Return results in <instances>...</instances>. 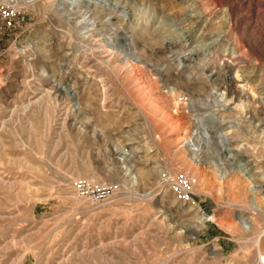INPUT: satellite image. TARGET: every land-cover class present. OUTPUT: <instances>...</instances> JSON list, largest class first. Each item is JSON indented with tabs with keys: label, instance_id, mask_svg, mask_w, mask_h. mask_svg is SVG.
<instances>
[{
	"label": "rangeland",
	"instance_id": "374dc122",
	"mask_svg": "<svg viewBox=\"0 0 264 264\" xmlns=\"http://www.w3.org/2000/svg\"><path fill=\"white\" fill-rule=\"evenodd\" d=\"M72 1L0 0V264H264V0H95L134 72ZM197 118L211 164L180 141Z\"/></svg>",
	"mask_w": 264,
	"mask_h": 264
},
{
	"label": "bare ground",
	"instance_id": "6f19581e",
	"mask_svg": "<svg viewBox=\"0 0 264 264\" xmlns=\"http://www.w3.org/2000/svg\"><path fill=\"white\" fill-rule=\"evenodd\" d=\"M75 5L80 6L82 4L86 5L84 8L82 9H78V11L76 10L75 13L76 15L75 16H80V18L84 21V25L81 26L78 31V34L81 36V38L84 40H86L87 42L89 43H93L91 48L93 50H97L99 52H102L103 54H108L110 55V58L112 56V58H118L120 60V63H126L127 67L130 68V71L132 69V71L134 72V69L138 70L139 68H144V67H147L148 69L150 68V66H148L145 61H143V59L139 56V54L131 47V44L130 42L128 41H125L126 44H125V47L123 48L124 50H121L120 47H117L115 44H114V40H110V39H107V38H104L105 37V33L103 28H102V21L100 20H97L95 18H92L90 16V13L92 12L91 10V5L94 4L96 1L95 0H77V1H72ZM79 8V7H78ZM108 22V21H107ZM118 31L114 32V34H118L117 33ZM123 34V33H122ZM110 35H113L110 34ZM118 35H121V33H119ZM109 36V34H108ZM101 37L103 38V40L101 41ZM100 38V39H99ZM241 49V48H240ZM101 50V51H100ZM95 52V51H94ZM242 54V53H241ZM100 55V53H99ZM123 56V57H122ZM105 57V56H104ZM103 57V58H104ZM107 57V55H106ZM105 57V58H106ZM111 58V59H112ZM239 59V58H238ZM110 60V59H109ZM108 60V62H110ZM113 60V59H112ZM105 61V60H104ZM122 61V62H121ZM179 62V61H178ZM103 64V63H102ZM182 63H178V67L181 65ZM144 66V67H142ZM141 70V69H139ZM161 68H159V70H157V73L159 75H161ZM132 72V73H133ZM136 72V71H135ZM156 73V72H155ZM162 77V76H161ZM160 78V77H159ZM165 79V78H164ZM106 84V82H105ZM107 90V89H106ZM176 91V90H175ZM175 93V92H174ZM180 94V93H179ZM182 95V94H181ZM180 97V96H179ZM215 97V96H214ZM105 100V99H104ZM216 106L219 107V103H217L216 101ZM214 106V107H216ZM197 117V116H195ZM213 117H216V115H213ZM200 119L197 118L196 120V124L198 127L193 130L194 131V137L192 138V136H182L181 138V143L183 144V147H185V151H187L190 155H191V161H193L197 166L199 164H211V163H208L207 160H204V157L201 155L203 153V148H201V141H202V134H201V127L203 125H201ZM177 127V126H176ZM176 132V131H175ZM180 139V138H179ZM179 141V142H180ZM227 146V145H226ZM237 150V149H236ZM125 153H128V150L127 152L125 151ZM126 155V154H124ZM122 156V160H123V163H126V161H128V159H126L125 157H123V154H121ZM245 164V163H244ZM209 166V165H208ZM245 166H247V163L245 164ZM126 171V170H125ZM128 171V170H127ZM126 171V172H127ZM223 171V170H222ZM251 171V170H250ZM263 172V171H262ZM261 172V173H262ZM250 173V172H249ZM230 170L229 171H224V173H222L220 179L221 181L227 179L228 176H230ZM241 175V174H240ZM254 174H251V176H253ZM250 176V177H251ZM224 182V181H223ZM181 187V186H180ZM192 186H190V189H191ZM189 189V190H190ZM249 192L251 193V196L252 198H254V200L252 201V207L254 209L257 208V206L259 205L257 202H256V198H257V190L255 189V186L252 185V183L250 182L249 183ZM258 209V208H257ZM238 220L241 222L242 224V227L243 229L246 231V232H249L252 230V226H251V222L246 219L244 216L242 215H239L238 216ZM264 236V232L263 233H260L258 234V239H261L262 237ZM259 244V243H258ZM261 255V254H260ZM263 259L264 261V255H261L260 256V259Z\"/></svg>",
	"mask_w": 264,
	"mask_h": 264
},
{
	"label": "built area",
	"instance_id": "2783aa9c",
	"mask_svg": "<svg viewBox=\"0 0 264 264\" xmlns=\"http://www.w3.org/2000/svg\"><path fill=\"white\" fill-rule=\"evenodd\" d=\"M191 181L187 178H182L177 184L179 188V198H188ZM181 186V187H180ZM76 193L81 198L88 199L94 204H102L111 198L115 189L107 184H97L88 180H78L75 184Z\"/></svg>",
	"mask_w": 264,
	"mask_h": 264
}]
</instances>
